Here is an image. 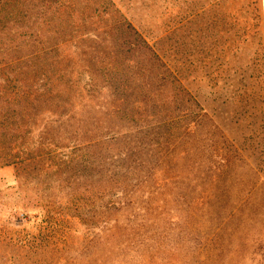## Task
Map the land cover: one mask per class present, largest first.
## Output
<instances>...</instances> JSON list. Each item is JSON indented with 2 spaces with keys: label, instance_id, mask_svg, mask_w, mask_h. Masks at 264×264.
Listing matches in <instances>:
<instances>
[{
  "label": "rangeland",
  "instance_id": "obj_1",
  "mask_svg": "<svg viewBox=\"0 0 264 264\" xmlns=\"http://www.w3.org/2000/svg\"><path fill=\"white\" fill-rule=\"evenodd\" d=\"M109 1L147 51L100 0H0V79L22 85L18 68L2 65L34 53V39L45 51L34 65L48 82L60 73L67 98L61 107L0 104V123L15 122L0 133V158H42L0 167V264H264L263 176L255 165L231 169L219 205L205 161L206 139L221 136L255 155L264 0ZM194 100L209 116L199 128ZM103 135L140 142L154 169L126 198L101 177L90 140ZM159 149L170 155L161 160ZM117 199L129 202L119 210Z\"/></svg>",
  "mask_w": 264,
  "mask_h": 264
},
{
  "label": "trees",
  "instance_id": "obj_2",
  "mask_svg": "<svg viewBox=\"0 0 264 264\" xmlns=\"http://www.w3.org/2000/svg\"><path fill=\"white\" fill-rule=\"evenodd\" d=\"M100 1L101 5L105 7V10L106 8H109L107 11L111 17L110 21L114 23V25L116 24L118 27H123L126 31L132 30L134 32V35L140 42L139 50L147 51L148 44L131 27V25H129V23L127 24V20L121 15L119 11L115 9L111 1ZM5 11L7 13V16H9V13L6 10V5ZM7 16L4 17V20H6ZM248 34L249 29L246 27L245 29H243V37L245 38L240 42L243 47L246 46V49H248L252 45ZM29 44H31L32 50H35L34 53H31L30 56L24 58H7L2 65L5 71H13V67H15L14 70L18 68L21 77L20 82L22 85L17 86L15 84L16 82H19L18 80L11 81L9 80V77H2V79H0V104L19 107L29 106V104L37 106L56 105L58 107L65 105L63 100L67 98L59 89V85L62 81L60 73L55 74V77L52 74V78H50L48 82L46 73H43L44 70L42 68H39L38 64L34 65V59H38L40 54H45V51L43 49L39 50L38 48L33 49V47L36 46V42L34 41V39H30ZM156 59H158L157 56ZM157 61L159 62V59ZM28 63L31 64L33 76H27L24 73L25 70H28ZM162 64L163 63H161L160 61V69L163 68ZM262 68L263 67L258 66V69L261 70L256 74V80L259 84L260 91L264 92V74ZM104 77L108 79L109 82V80H111L112 73L106 71V73H104ZM40 83H45V85H40ZM109 86L111 87L110 84ZM127 90L128 89L126 88H123L122 91L114 89V91L111 92V95L114 96L115 94L123 97L127 93ZM237 101H239V103L241 104L246 105L247 94L245 90L239 91L237 93ZM259 101L261 105H264V97L260 96ZM194 105L198 108L196 127L199 128L202 126L204 119H209V116L204 107H201L199 101L194 100ZM9 120V123H0V133L8 131L9 129H11L10 126L14 125L15 122L12 121L13 119ZM20 120V128L25 129L26 127L24 124V120ZM217 129L218 128H216V130ZM260 130L261 136L256 143V152L252 157L253 159H250L252 155H245V149L240 147L238 143L230 141L224 136L220 137V141H215L214 139L209 138L206 139L209 152L208 157H206L205 160L207 162V173L212 174L211 177L207 176L206 180L210 181L212 185L213 196L215 195L214 199L215 201L219 202V205L222 202L221 198L223 196V189L225 184L227 183L229 171L231 169L236 170L239 166L244 165L246 167H250V169L254 171V168H252L251 166L255 165V173L258 179L261 175L264 178V121L261 122ZM103 136L104 137H99V139H96L94 141L90 140V142L93 143L94 147H96L100 151L99 160L101 167V177L103 178V182L105 181V177H108L107 184L110 183V186L116 187L117 191H121V194L125 195L126 198V196L129 195L127 192V187H130V190L128 191H138L140 186L150 181L151 177L153 176L154 169H150V167L145 166L142 162L141 155L144 151L141 149L143 145L140 142L133 144L127 141V138H119V136L117 135H112L110 137H108L109 135ZM116 138L122 141L120 146ZM24 155H26L24 151L20 153L10 151L4 157L0 158V167L23 165L26 163L34 162L36 160L41 162L40 160H42L40 155H37V157H31L32 154L30 153L26 155L28 156L26 158H24ZM158 155H160L161 160H163L170 154H168V152H163L162 150L160 151L159 149ZM249 160H252L251 163L249 162ZM261 185L264 186L263 183H261ZM102 188L103 191H106L107 186L104 187L103 185ZM126 201V199H117L115 204L120 210L121 208L123 209L125 207L127 202H129Z\"/></svg>",
  "mask_w": 264,
  "mask_h": 264
}]
</instances>
